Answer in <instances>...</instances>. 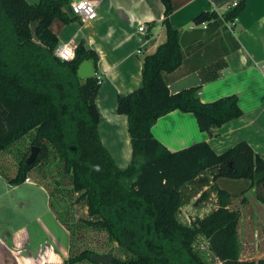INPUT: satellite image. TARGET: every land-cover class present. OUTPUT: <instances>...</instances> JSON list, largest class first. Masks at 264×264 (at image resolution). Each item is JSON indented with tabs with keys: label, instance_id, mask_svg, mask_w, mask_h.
I'll list each match as a JSON object with an SVG mask.
<instances>
[{
	"label": "trees",
	"instance_id": "1",
	"mask_svg": "<svg viewBox=\"0 0 264 264\" xmlns=\"http://www.w3.org/2000/svg\"><path fill=\"white\" fill-rule=\"evenodd\" d=\"M164 6L166 40L146 55L141 65V86L118 96L116 111L127 118L132 150L130 164L119 169L101 144L99 114L95 99L102 81L97 72L98 56L81 41L72 61L55 57L58 39L51 23H68L70 0H0V154L17 148L16 164L0 176L9 186L28 178L48 194L49 207L69 232L70 254L64 264H97L98 253L76 244V231L105 234L128 254L112 256L110 264H264L238 258L236 225L239 212L231 209L235 198L214 184L216 178L247 179L255 198L264 204V162L245 142L215 154L206 142L167 150L152 134L157 120L171 112L191 113L203 132L241 115L235 96L202 103V84L217 78L223 58L237 49L224 24L232 23L243 10V0L220 15L202 12L193 28L218 24L205 41L182 49L180 32L169 24L170 0ZM194 58L201 84L178 93L168 89V75ZM84 60L95 69L92 79L81 80L77 68ZM32 147L36 160L26 165ZM194 205L212 198L213 208L203 216L182 223L179 212L194 197ZM63 203V211L54 202ZM82 204L87 217L74 226L68 221L69 207ZM239 203L244 204L243 194ZM65 206V207H64ZM206 240L215 262L195 246Z\"/></svg>",
	"mask_w": 264,
	"mask_h": 264
},
{
	"label": "crops",
	"instance_id": "2",
	"mask_svg": "<svg viewBox=\"0 0 264 264\" xmlns=\"http://www.w3.org/2000/svg\"><path fill=\"white\" fill-rule=\"evenodd\" d=\"M25 1L36 4L39 0ZM78 1L82 0H70V4ZM87 1L98 4L96 20L82 23L76 18L63 23L54 19L51 30L58 47L71 44L76 48L83 41L97 54V72L102 78L95 99L100 117L97 130L115 165L125 169L131 162L132 150L127 118L116 111L117 98L140 88L143 58L165 42L164 6L160 0ZM234 1L237 0H170L169 24L181 34L193 29V19L200 13H221ZM139 24L145 26L142 33L138 31ZM228 27L237 49L223 58L224 66L217 78L202 84L198 97L202 103H210L235 96L241 115L203 132L193 114L174 111L159 118L151 132L171 152L203 141L215 154H221L242 141L264 162V76L257 67L264 62V0H243V10ZM138 50L141 54H137ZM196 66L191 58L168 75L171 94L201 84ZM213 184L235 197L230 208L238 210L239 225L243 219L249 221L246 237L256 236L258 228L264 229V204L255 198L249 180L219 177ZM240 194L244 204L239 203ZM48 201L45 189L30 179L18 186H9L3 179L0 264H62L69 258V232L52 214Z\"/></svg>",
	"mask_w": 264,
	"mask_h": 264
},
{
	"label": "rangeland",
	"instance_id": "3",
	"mask_svg": "<svg viewBox=\"0 0 264 264\" xmlns=\"http://www.w3.org/2000/svg\"><path fill=\"white\" fill-rule=\"evenodd\" d=\"M17 148L13 149L9 153L0 154V168L7 170L9 172L13 171L14 166L16 164V155H17ZM33 182V181H31ZM3 178H0V184L2 185ZM28 183V182H26ZM198 196L194 197L187 205L181 208L179 212L178 219L185 224L189 223V219L194 218L196 216H203L204 214L208 213L213 208L212 198H209L207 201H203L202 203H198L194 205L195 199ZM56 204V209L63 211L62 209V201L59 203L56 202V197L53 198ZM64 205L69 207V214L68 221L70 224L74 226L79 224L81 218L85 219L87 217L86 208L83 207L82 204L71 205L70 201L64 202ZM65 207V206H64ZM244 222H237L238 224V233L236 231V242L238 247V258L241 261H252L254 263L258 262L259 260L264 261V229H257L256 236L246 237L247 231V223L248 220L243 219ZM237 228V225H236ZM76 244L79 245L80 249L89 248L98 253H105L111 251V255L117 258H125L128 256L124 250L117 248L116 244H111L107 240L105 234L93 231H76ZM205 256L208 258L209 261L215 262L211 254L207 249L206 240L203 238H198L195 245ZM64 264V263H62Z\"/></svg>",
	"mask_w": 264,
	"mask_h": 264
},
{
	"label": "water",
	"instance_id": "4",
	"mask_svg": "<svg viewBox=\"0 0 264 264\" xmlns=\"http://www.w3.org/2000/svg\"><path fill=\"white\" fill-rule=\"evenodd\" d=\"M218 28L216 22H212L205 29L193 28L183 31L179 37V45L182 49H185L197 42L208 39ZM77 76L81 80L92 79L95 76V69L91 61L84 60L77 68ZM39 154V149L32 147L29 157L26 159L25 164H32ZM91 259L97 264H110L112 255H92Z\"/></svg>",
	"mask_w": 264,
	"mask_h": 264
},
{
	"label": "built area",
	"instance_id": "5",
	"mask_svg": "<svg viewBox=\"0 0 264 264\" xmlns=\"http://www.w3.org/2000/svg\"><path fill=\"white\" fill-rule=\"evenodd\" d=\"M236 1L232 2L229 6H227L221 13H216V15L220 18V15L225 12L227 9L234 7ZM98 4L92 1L82 0L75 3L70 4V13L72 16L78 18L82 23L91 22L96 20L97 18V9ZM225 27L228 29L230 23L224 24ZM208 27L206 24H202L200 28L205 29ZM145 26L144 24H139L138 31L140 33L144 32ZM137 54H141V51L138 50ZM54 55L61 61H72L75 57V48L71 44H65L59 46L55 49ZM258 70L264 76V62L257 64ZM25 182H29L27 178Z\"/></svg>",
	"mask_w": 264,
	"mask_h": 264
}]
</instances>
